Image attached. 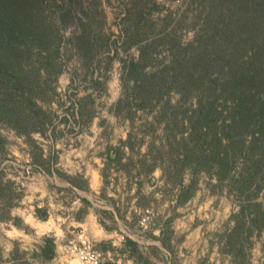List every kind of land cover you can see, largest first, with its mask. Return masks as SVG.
<instances>
[{
	"label": "rangeland",
	"instance_id": "1",
	"mask_svg": "<svg viewBox=\"0 0 264 264\" xmlns=\"http://www.w3.org/2000/svg\"><path fill=\"white\" fill-rule=\"evenodd\" d=\"M136 1L43 0L48 20L60 23V18L71 14V21L65 27L59 24V55L52 58L55 64L49 67L46 85L35 91L37 103L49 118L45 131L31 133L35 141L27 143L25 137L0 121V131L7 139L5 159L1 160L0 155L5 172L2 180H12L14 176L13 181L18 183L0 192V202L11 204L22 198V184L27 183H31V193L38 191V195L42 184L47 191L42 199L31 194L26 206L13 211L22 215L32 212L37 222L48 221L51 230L43 231L51 235L52 227L60 224L67 239L77 233L92 239L87 227L77 232L69 225L76 211L82 217L89 211L116 241L115 246L108 241L102 244L108 250L101 252L104 264H264L263 232H244L249 236L246 239L243 234L244 243L238 242L235 248L227 239L231 214L254 189L239 194L236 189L230 191L225 182L200 173L193 195L179 205V191L165 183L160 169L147 173L150 162L140 155L145 152V144L140 154L136 148L130 151L122 144L129 133L138 138L146 135L147 123L154 113L138 110L132 121L115 114L114 104L123 94V64L136 59L137 45L150 43L153 58L146 69L157 70L159 65L170 62V44L194 41L202 22L201 7L191 0H152L162 6L159 10L152 8L151 0H140L144 5L139 6L143 9L139 24L144 32L138 35L139 44L126 47L124 39L129 32L125 28L132 32L138 16L133 12L128 19L124 17L128 6ZM33 4L37 12L39 1L33 0ZM166 14L171 18L165 19ZM36 26L39 23H34ZM83 35L89 38L84 53L78 48ZM58 67L61 72L55 75ZM40 73L42 85L45 73ZM156 135L158 141V127ZM110 146L119 151L118 160L115 151L108 150ZM185 177L188 182L189 175ZM259 192L257 201L264 208L263 185ZM34 203L48 213L47 219L42 220L40 211L28 207ZM147 210L153 216L144 221ZM156 220V226H152ZM20 225L31 235L42 234L30 223ZM160 240L169 248L163 247ZM18 244L14 243L16 247ZM98 244L95 248L100 252ZM241 245L243 252L238 251ZM64 254L78 264L74 256Z\"/></svg>",
	"mask_w": 264,
	"mask_h": 264
},
{
	"label": "trees",
	"instance_id": "2",
	"mask_svg": "<svg viewBox=\"0 0 264 264\" xmlns=\"http://www.w3.org/2000/svg\"><path fill=\"white\" fill-rule=\"evenodd\" d=\"M38 1L34 12L33 0H0V121L25 137L27 143L35 141L31 133L45 131L49 120L36 101L35 91L46 85L49 67L55 64L52 58L59 55V24L65 27L71 21V14L60 18V23L48 20L43 0ZM191 3L201 7L202 22L195 40L185 45L170 44V62L159 65L157 70L146 69L153 58L151 44L137 45L136 59L123 64V94L114 104L115 114L132 121L138 110L154 112L146 135L138 138L129 133L122 144L130 151L136 148L138 154L145 144V152L140 155L150 162L147 173L159 168L165 183L179 191V205L193 195L200 173L225 182L230 191L236 189L239 194L254 189L245 202L239 201L230 216L227 239L235 248L238 242L244 243L243 234L246 239L249 236L246 231L264 233V208L257 201L264 186V0ZM140 5L144 3L137 0L125 14V19L133 12L138 16L132 32L125 28L129 32L124 39L126 47L141 42ZM151 5L160 9L152 0ZM164 17L171 18L170 14ZM34 23L39 26L34 27ZM88 39L83 35L79 41L78 48L83 53ZM41 71L45 73L42 85ZM60 72L58 67L55 75ZM51 90L54 93L55 87ZM157 127L161 132L158 141ZM6 143L0 131L1 160L5 159ZM108 150L115 151V160L120 158L116 148L110 146ZM3 177L4 167L0 164V192L15 184L10 179L3 181ZM5 207L6 204L0 207L1 220L9 218ZM12 222L22 227L19 218H12ZM242 249L243 245L238 251Z\"/></svg>",
	"mask_w": 264,
	"mask_h": 264
},
{
	"label": "crops",
	"instance_id": "3",
	"mask_svg": "<svg viewBox=\"0 0 264 264\" xmlns=\"http://www.w3.org/2000/svg\"><path fill=\"white\" fill-rule=\"evenodd\" d=\"M14 180V176L12 177ZM18 184L17 181L14 182ZM19 186V185H18ZM24 195L22 198H16L14 203L9 204V207L6 204L4 210L7 209L9 218L5 220L0 219V264H73L72 260L69 259L64 253V242L67 240V233L61 227L60 224H56L52 227L54 231L53 235L45 233L43 230H51V225L48 221L37 222L33 217L32 212H25L24 215L21 213H15L13 210L15 207L26 206L27 202L29 203L31 194L34 195L35 199H42L46 194L45 187L40 184L39 194L31 193V183L22 184ZM19 188V187H18ZM4 203L0 202V207ZM40 211L42 220L49 217L46 211L40 208L39 203L28 204V207L31 209ZM11 209V211H10ZM3 209L0 208V212ZM24 211V210H23ZM26 211V209H25ZM83 211V210H82ZM46 214L44 217L43 214ZM80 214V211L75 212V216L72 220L69 221V225L72 226L73 231H80L87 227L89 230L91 240L93 242H98V249L100 252L108 251L106 247H102V244L111 242L112 246L116 244V241L112 239V234L107 228H103V224H100L99 220L95 215L86 212ZM19 218L23 223H30L37 229H40L42 234L31 235L25 231V228L16 226L12 222V218ZM8 224V228H5V225ZM77 228V229H76ZM78 234V233H77ZM110 240V241H109ZM108 241V242H105ZM15 242H19L18 247L14 245ZM120 251H123L121 248ZM104 264V263H102ZM105 264H112L111 262H105Z\"/></svg>",
	"mask_w": 264,
	"mask_h": 264
},
{
	"label": "built area",
	"instance_id": "4",
	"mask_svg": "<svg viewBox=\"0 0 264 264\" xmlns=\"http://www.w3.org/2000/svg\"><path fill=\"white\" fill-rule=\"evenodd\" d=\"M147 214L144 217L150 220L153 213L146 211ZM152 219V218H151ZM64 252L68 255H72L76 258L78 264H102L101 252L95 248V243L83 233H78L73 237L67 239L64 246Z\"/></svg>",
	"mask_w": 264,
	"mask_h": 264
},
{
	"label": "water",
	"instance_id": "5",
	"mask_svg": "<svg viewBox=\"0 0 264 264\" xmlns=\"http://www.w3.org/2000/svg\"><path fill=\"white\" fill-rule=\"evenodd\" d=\"M43 216L45 217V216H46V214L44 213V214H43Z\"/></svg>",
	"mask_w": 264,
	"mask_h": 264
}]
</instances>
